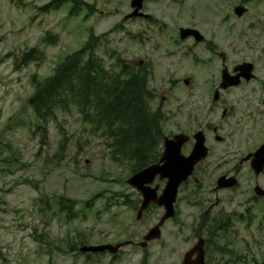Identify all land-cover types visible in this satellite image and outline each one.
<instances>
[{
  "label": "rangeland",
  "instance_id": "obj_1",
  "mask_svg": "<svg viewBox=\"0 0 264 264\" xmlns=\"http://www.w3.org/2000/svg\"><path fill=\"white\" fill-rule=\"evenodd\" d=\"M53 1L0 0V264H182L198 217L191 206L215 199L213 156L195 174L200 184L191 180L180 190V215L144 250L139 244L163 210L154 205L137 220L141 197L127 183L130 165L112 159L105 139L76 108L39 128L28 101L35 82L53 75L93 34L107 35L97 50L106 68L118 58L133 66L144 62L153 111L177 81L173 103L164 105L170 109L186 93L185 79L212 82L222 63L215 52L244 57V36L256 35L259 26L264 31V0H146L148 20H126L132 0H79L75 14L71 2L43 12ZM237 6L246 7L249 18H238ZM181 28L196 29L205 43L181 41ZM49 37L56 41L46 42ZM32 49L42 60L23 64ZM163 131L170 137L176 126L165 122ZM157 185L162 191L166 183ZM239 214L231 215L236 223ZM251 216L250 231L235 230L240 233L231 234L230 250L213 256L212 264H264V211ZM102 245L123 247L114 255L80 251Z\"/></svg>",
  "mask_w": 264,
  "mask_h": 264
},
{
  "label": "flooded vegetation",
  "instance_id": "obj_2",
  "mask_svg": "<svg viewBox=\"0 0 264 264\" xmlns=\"http://www.w3.org/2000/svg\"><path fill=\"white\" fill-rule=\"evenodd\" d=\"M254 32L257 34L244 36L241 60L215 52L214 56L220 57L222 63L212 82L196 85L187 78L190 85L185 86L186 93L176 106L165 110V103H173L170 94L178 86L177 81L173 82L168 95L162 96L157 107L165 114L166 123L176 126L169 138L183 135L186 139L183 156L191 155L200 134L205 137L209 149L208 158L196 167L183 187L191 180L200 184L195 174L213 156L215 199L213 202L203 200L204 205L199 202L191 206L198 210V217L186 237L191 246L185 255L200 246L205 264L214 263L213 256L228 252L231 234L240 233L235 230L250 231L251 215L255 211H264V31L259 26ZM228 205L232 207L231 211ZM235 213H240L238 223L231 216ZM179 215L176 205L175 218ZM178 229H184V226L179 225ZM199 255L196 252L190 260L194 262Z\"/></svg>",
  "mask_w": 264,
  "mask_h": 264
},
{
  "label": "trees",
  "instance_id": "obj_3",
  "mask_svg": "<svg viewBox=\"0 0 264 264\" xmlns=\"http://www.w3.org/2000/svg\"><path fill=\"white\" fill-rule=\"evenodd\" d=\"M68 2L72 4L71 14L82 4L79 0H54L42 10H58ZM106 36L92 34L80 50L58 64L53 75L35 82L28 102L39 128L55 119L59 111L76 108L82 121L105 139L112 159L127 162L134 175L160 160L165 116L151 109L154 92L145 66L135 67L118 58L110 69L105 67L97 50ZM45 41L54 43L56 37ZM42 57L32 49L21 59L29 64Z\"/></svg>",
  "mask_w": 264,
  "mask_h": 264
},
{
  "label": "water",
  "instance_id": "obj_4",
  "mask_svg": "<svg viewBox=\"0 0 264 264\" xmlns=\"http://www.w3.org/2000/svg\"><path fill=\"white\" fill-rule=\"evenodd\" d=\"M146 0H132L131 6L134 12L126 17H145L149 15L143 14L141 11ZM235 14L238 17H243L247 9L242 6L235 8ZM193 37L196 42L201 43L204 37L199 31L190 28H182L180 30L181 40H186ZM185 84L189 85L190 81L186 80ZM197 137L194 149L189 157L182 155V147L186 142L183 135H177L175 138H165L162 157L159 162L152 164L148 168L136 173L128 181V185L134 188L143 198L140 210L138 211L137 220H141L144 213L152 204L164 209V215L159 223L152 228L144 237V241L140 243V247L146 249L150 242L160 240L162 238V227L167 221L173 219L176 215L175 205L179 196L181 186L189 180L193 175L198 164L208 158L209 149L206 146V140L203 134ZM158 176L160 181H166V186L159 195L160 186L153 188ZM122 245L117 246H86L81 249L82 253H102L109 251L112 254H117L122 248ZM198 252L200 255L197 260L192 262L191 256ZM184 264H205L203 253H200V246L186 255Z\"/></svg>",
  "mask_w": 264,
  "mask_h": 264
}]
</instances>
